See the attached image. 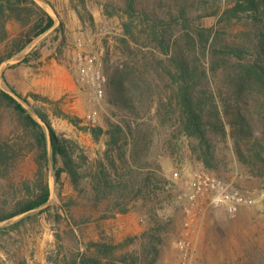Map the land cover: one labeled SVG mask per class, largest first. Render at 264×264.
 Wrapping results in <instances>:
<instances>
[{
	"label": "rangeland",
	"instance_id": "374dc122",
	"mask_svg": "<svg viewBox=\"0 0 264 264\" xmlns=\"http://www.w3.org/2000/svg\"><path fill=\"white\" fill-rule=\"evenodd\" d=\"M37 1L55 17L56 23L49 31L34 37L21 52L0 63V87L9 91L13 87L24 96L36 92L56 101L51 105L29 97L31 104L50 113L54 127L62 136L83 148L93 160L105 158L107 136L94 138L90 131L56 115V110L81 117L85 126L101 124L109 128L118 122L128 128L129 124H143L146 129L138 148L143 161L131 160L134 174L127 178L143 189L141 195L133 194L128 201V212H117L114 205L117 193L103 203H96L91 199L90 179H84L81 188H76L71 176L64 172L61 183H57L52 166L46 167L44 174L51 187L48 209L0 222V264H70L75 254L96 257L99 251L92 243L97 241L118 244L110 255L103 256L102 264H178L180 249L177 242L185 236L193 241L189 264H264V198L242 206L235 214L229 213L224 204L207 206L192 232L188 234L185 229L181 191L194 171L223 177L259 195L264 187V169L259 173L256 170L264 167L260 164L253 166L255 169L244 164L230 135L214 138V165L208 167L198 159V141L180 129L178 118L171 111L174 104L167 106L172 85L167 79L164 63L160 65L157 61L165 55L148 38V32H142L144 29L135 24L146 15L135 13L137 21L128 35L123 24L133 16L127 12L126 0ZM233 2L137 1L140 11L154 10V14H162L168 7L176 9L182 3L192 6L189 12L193 18L187 28L176 25L171 27L172 32L178 37V48L186 51L196 64L207 67L210 87L216 93L229 131L234 108L240 106H249L257 120L256 126L264 127V119H260L264 112V97L259 89L251 95L247 91L236 92L235 83L222 68L218 73L212 72L210 67L216 61L211 52L208 49L205 53L201 46L194 45L188 33H192L193 27H211L220 44L253 46L252 39L261 22L254 21L245 12L241 19L234 18L228 23L220 21L221 11ZM215 10H218L217 14ZM60 24L63 29L58 31L55 27ZM27 28L10 20L6 38L0 30V58L11 50L14 38H20ZM208 46L211 48L212 44ZM142 64H147V76H144L146 70ZM234 65L228 64L231 71L236 67ZM118 68L124 70L126 88L119 89L111 82L118 75ZM149 74L151 79H148ZM152 79L151 84L146 83ZM120 91L126 94L124 101L119 97L116 99ZM25 104L32 110L31 105ZM94 111L95 121L88 117ZM169 114L173 116L171 120ZM0 134L17 143L18 147L17 161L0 167L2 213L33 193L39 163L30 148V139L24 141L15 114L5 105L0 108ZM127 149L130 150V146ZM119 167L121 173L129 171L122 163ZM110 170L119 180L115 170ZM147 176L149 182L144 184L143 179Z\"/></svg>",
	"mask_w": 264,
	"mask_h": 264
},
{
	"label": "trees",
	"instance_id": "16d2710c",
	"mask_svg": "<svg viewBox=\"0 0 264 264\" xmlns=\"http://www.w3.org/2000/svg\"><path fill=\"white\" fill-rule=\"evenodd\" d=\"M137 1L126 0L127 12L133 17L124 22L125 33L129 35L133 32V23L137 21V18L134 17L135 13L141 12L146 15L135 24L137 23V27L144 29L142 32H148V38L155 42L165 55L160 59L157 58V61L161 63L160 65L164 63L167 69V79L172 85V96L169 97L170 101L167 106L174 104L171 111L178 118L180 129L188 137L198 141V159L208 167L214 165L216 159L214 138L216 136L227 138L230 135L234 139V149L244 164L248 167L262 164L264 167V127L256 126L257 120L251 108L249 106L248 108L242 106L234 108V114L230 119L232 129L229 131L216 101V93L210 87L211 79L207 67L196 64L186 51L178 48V37H174L176 34L172 32V28L176 25L187 28L193 18L189 12L192 6L182 3L176 9L168 7L163 10L162 14L157 12L154 14V10L140 11ZM244 12L249 13L255 19L254 21H259L262 24L258 26V33L252 39L253 46H250L252 44L248 47L247 45L228 42L220 44L218 38L215 37L216 35L213 36L211 27H193L192 33L188 34L193 44L201 46L205 53L209 49L212 58L216 61L213 62L214 65L210 67V70L218 73V70L222 68V72L226 73L228 78L230 76L229 79L235 83L236 92L247 91L251 95L259 89L264 97V0H234L232 5L221 11L220 21L228 23L234 18L241 19ZM78 13L83 19L84 16L79 9ZM214 13L217 14L218 10H215ZM90 15L93 18V15ZM10 20H15L28 28L20 38H14L13 47L0 58V63L21 52L34 37L49 31L56 23L55 17L37 0H0V30H2L4 38L8 36L7 23ZM163 23L170 28H166ZM62 25L60 24L55 29L61 31ZM209 43L212 44L211 48L208 46ZM25 59L29 61V57ZM229 63L236 66L232 68V71L229 69ZM143 67L146 70L144 76H147V64ZM118 70V75H115L111 82L119 89L123 86L126 88L124 70L122 68H118ZM150 75L148 79H151L149 78ZM147 80V84H151L153 81V79L149 82ZM120 92L116 99L119 97L124 101L126 94ZM29 97L51 105L56 102L50 97L36 92L24 96L13 87L10 91L0 87V108L5 105L15 114L18 129L21 131L20 135L24 141L30 139V148L34 151L33 153L39 163L33 193L16 201L7 210L0 213V222L31 211L48 209L51 187L44 170L50 165L57 183H61L64 172L71 176L76 188L81 186L80 184L84 179H90L92 201L103 203L117 193L114 203L115 211L128 212L130 210L127 206L128 201L131 200L133 194L135 196L141 195L143 189L138 183H132V180L127 179L128 176L134 174L131 160L134 159L141 163L143 161H141L138 152L144 129H146L143 124L138 123L137 126L129 124L128 128L118 122L113 123L109 128L101 124L85 126L82 125L81 117L72 116L64 110H56V115L90 131L94 138L100 139L103 135L107 136L108 149L105 151V158L93 160L83 148L75 145L69 138L62 136L54 127L50 113L31 104ZM209 101H211L210 106H207ZM246 102L250 104L248 100ZM25 103L31 105L32 110ZM125 104L130 106L128 103ZM160 110L161 105L158 106V111ZM168 112L171 113L169 109ZM172 118V114H169L168 119L171 120ZM262 118L264 119V112L260 119ZM0 135V167H7L17 161L18 147L17 143L14 144L9 138ZM109 146H114V148L110 147L109 149ZM127 146H130V150L127 149ZM116 148H118L117 151ZM121 163L125 169L126 167L129 168L128 172H120ZM144 163L149 164L148 162ZM110 168L115 170L114 173L119 180L113 177ZM253 168L256 169V167ZM263 169L256 171L259 173ZM143 182L148 184V176L143 179ZM92 244L99 251L96 257L88 256L85 253L80 254L81 257L75 254L69 263L102 264L103 256L110 255L118 247V244L109 242L97 241ZM22 264L25 263L22 262Z\"/></svg>",
	"mask_w": 264,
	"mask_h": 264
},
{
	"label": "built area",
	"instance_id": "2783aa9c",
	"mask_svg": "<svg viewBox=\"0 0 264 264\" xmlns=\"http://www.w3.org/2000/svg\"><path fill=\"white\" fill-rule=\"evenodd\" d=\"M100 93L102 94V90ZM88 117L95 121L96 111ZM181 197L185 213L184 225L189 234L205 207L224 204L229 213L235 214L242 206L264 198V187L257 195L253 190L243 189L223 177L205 171H194L185 181ZM177 246L180 249L178 264H189L193 255V241L185 236L178 240Z\"/></svg>",
	"mask_w": 264,
	"mask_h": 264
},
{
	"label": "water",
	"instance_id": "95a60500",
	"mask_svg": "<svg viewBox=\"0 0 264 264\" xmlns=\"http://www.w3.org/2000/svg\"><path fill=\"white\" fill-rule=\"evenodd\" d=\"M38 116V115H37ZM41 120V119H40ZM41 122L43 123V121L41 120Z\"/></svg>",
	"mask_w": 264,
	"mask_h": 264
},
{
	"label": "crops",
	"instance_id": "0c3cea01",
	"mask_svg": "<svg viewBox=\"0 0 264 264\" xmlns=\"http://www.w3.org/2000/svg\"><path fill=\"white\" fill-rule=\"evenodd\" d=\"M129 229H132L131 227Z\"/></svg>",
	"mask_w": 264,
	"mask_h": 264
}]
</instances>
